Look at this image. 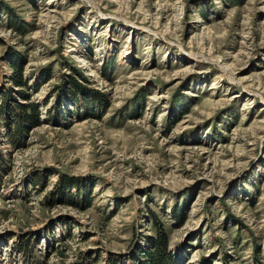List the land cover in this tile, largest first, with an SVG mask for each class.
Masks as SVG:
<instances>
[{
	"label": "rangeland",
	"instance_id": "374dc122",
	"mask_svg": "<svg viewBox=\"0 0 264 264\" xmlns=\"http://www.w3.org/2000/svg\"><path fill=\"white\" fill-rule=\"evenodd\" d=\"M0 264H264V0H0Z\"/></svg>",
	"mask_w": 264,
	"mask_h": 264
},
{
	"label": "trees",
	"instance_id": "16d2710c",
	"mask_svg": "<svg viewBox=\"0 0 264 264\" xmlns=\"http://www.w3.org/2000/svg\"><path fill=\"white\" fill-rule=\"evenodd\" d=\"M33 108H34V105H29V107H28V109H33ZM30 117H32V119H38L37 113H32V115H30ZM156 248L158 249V252H164L165 248H166V241H164V239H162L159 243L156 244Z\"/></svg>",
	"mask_w": 264,
	"mask_h": 264
},
{
	"label": "bare ground",
	"instance_id": "6f19581e",
	"mask_svg": "<svg viewBox=\"0 0 264 264\" xmlns=\"http://www.w3.org/2000/svg\"><path fill=\"white\" fill-rule=\"evenodd\" d=\"M54 1V0H53ZM130 53V52H129ZM129 53L127 52L126 54H123V58H127L128 59V56H129ZM91 65L93 66L94 65V63H92L91 62ZM95 71V70H94ZM88 76H89V74H88Z\"/></svg>",
	"mask_w": 264,
	"mask_h": 264
}]
</instances>
